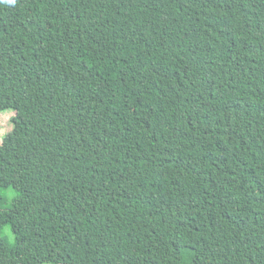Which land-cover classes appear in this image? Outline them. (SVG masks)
I'll use <instances>...</instances> for the list:
<instances>
[{
  "label": "trees",
  "instance_id": "16d2710c",
  "mask_svg": "<svg viewBox=\"0 0 264 264\" xmlns=\"http://www.w3.org/2000/svg\"><path fill=\"white\" fill-rule=\"evenodd\" d=\"M6 110L0 264H264V0H0Z\"/></svg>",
  "mask_w": 264,
  "mask_h": 264
},
{
  "label": "rangeland",
  "instance_id": "374dc122",
  "mask_svg": "<svg viewBox=\"0 0 264 264\" xmlns=\"http://www.w3.org/2000/svg\"><path fill=\"white\" fill-rule=\"evenodd\" d=\"M14 115V112L12 110H6L3 112H0V143L2 141V138L12 130V122L11 119ZM101 223V220L98 221ZM4 234H9V230L6 229L4 231ZM12 238V236H11Z\"/></svg>",
  "mask_w": 264,
  "mask_h": 264
},
{
  "label": "clouds",
  "instance_id": "9594fccd",
  "mask_svg": "<svg viewBox=\"0 0 264 264\" xmlns=\"http://www.w3.org/2000/svg\"><path fill=\"white\" fill-rule=\"evenodd\" d=\"M15 2V0H11V3H14Z\"/></svg>",
  "mask_w": 264,
  "mask_h": 264
},
{
  "label": "snow or ice",
  "instance_id": "6c2138e0",
  "mask_svg": "<svg viewBox=\"0 0 264 264\" xmlns=\"http://www.w3.org/2000/svg\"><path fill=\"white\" fill-rule=\"evenodd\" d=\"M9 3H11V0H9Z\"/></svg>",
  "mask_w": 264,
  "mask_h": 264
}]
</instances>
